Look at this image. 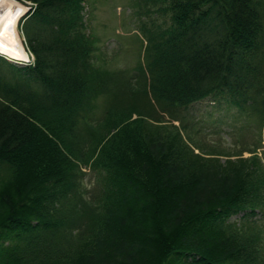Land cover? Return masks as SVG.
Instances as JSON below:
<instances>
[{
  "label": "trees",
  "instance_id": "obj_1",
  "mask_svg": "<svg viewBox=\"0 0 264 264\" xmlns=\"http://www.w3.org/2000/svg\"><path fill=\"white\" fill-rule=\"evenodd\" d=\"M24 1L33 60L0 55V264H264V0H133L140 52L116 68L90 0ZM209 95L224 134L188 114Z\"/></svg>",
  "mask_w": 264,
  "mask_h": 264
},
{
  "label": "rangeland",
  "instance_id": "obj_2",
  "mask_svg": "<svg viewBox=\"0 0 264 264\" xmlns=\"http://www.w3.org/2000/svg\"><path fill=\"white\" fill-rule=\"evenodd\" d=\"M24 8L29 6L31 2L24 1V0H15ZM131 1L133 0H90V6L93 14L92 18V25H93V32L97 36L98 35V53H102L106 60H108V67L109 68H116L117 65H121L123 63L122 60L124 58L134 59L139 55L140 52V32L137 27H135L133 23V19L137 17L135 13L139 11V9L135 6H131ZM132 7V8H131ZM87 10H90V7L87 5ZM134 12V14H132ZM21 16V15H20ZM18 35L22 40V43L25 47V50L29 57V49L27 50L26 45L24 43L23 36H21L19 29L17 28ZM114 39L121 40L120 49L118 52H121L124 49L122 54L116 55L114 52ZM1 52V51H0ZM2 53V52H1ZM3 54V53H2ZM9 58H12L10 55L4 54ZM16 59V57H14ZM13 59V58H12ZM16 62H21V60H14ZM23 61V60H22ZM26 61V60H25ZM24 61V62H25ZM214 103L213 101L207 103H203L198 105L194 112L204 113L202 114L206 117H210L209 121H206V125L210 126L211 130L219 131L220 133L224 134L226 125L229 122L230 114H234L235 110L231 108L228 104H222V107L214 108L211 107L210 104ZM192 113L191 108L188 110V114ZM193 115V114H191ZM199 116V115H194ZM217 119L220 118V122L213 121V118ZM216 137V135H214ZM262 151V149H260ZM199 152V151H198ZM204 153H208V151L204 150ZM251 154L244 152L241 156H233L231 158L222 157L223 161L226 159L237 160L239 157H249ZM216 155H207V157L215 158ZM87 167L82 166V170L85 171ZM237 216V215H236ZM236 217H233L234 219ZM264 223V220L262 221Z\"/></svg>",
  "mask_w": 264,
  "mask_h": 264
},
{
  "label": "bare ground",
  "instance_id": "obj_3",
  "mask_svg": "<svg viewBox=\"0 0 264 264\" xmlns=\"http://www.w3.org/2000/svg\"><path fill=\"white\" fill-rule=\"evenodd\" d=\"M26 10L27 6L15 0H0V51L23 61L27 60V52L18 35L17 21Z\"/></svg>",
  "mask_w": 264,
  "mask_h": 264
}]
</instances>
